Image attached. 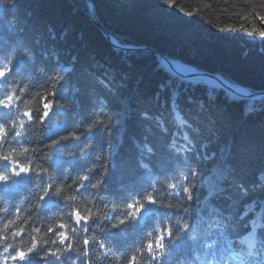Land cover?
Listing matches in <instances>:
<instances>
[{
    "label": "clouds",
    "instance_id": "clouds-1",
    "mask_svg": "<svg viewBox=\"0 0 264 264\" xmlns=\"http://www.w3.org/2000/svg\"><path fill=\"white\" fill-rule=\"evenodd\" d=\"M160 3L264 41V0ZM169 75L168 100L157 114L140 111L144 135L123 155L122 140L97 138L127 119L125 105L113 109L105 95L123 87L114 73L63 61L36 26L0 24V264H264V199L241 210L264 192V166L247 186L228 163L202 175L208 142L198 148L194 137L202 116L206 127L216 121L203 100L190 115L178 89L204 86L213 102L220 92L229 102L249 92L219 73ZM219 150L229 156L231 144Z\"/></svg>",
    "mask_w": 264,
    "mask_h": 264
},
{
    "label": "trees",
    "instance_id": "trees-1",
    "mask_svg": "<svg viewBox=\"0 0 264 264\" xmlns=\"http://www.w3.org/2000/svg\"><path fill=\"white\" fill-rule=\"evenodd\" d=\"M88 1L94 19L85 0H16L15 7L0 6V24L14 18L26 31L36 26L44 33L47 43L59 51L63 61L69 62L75 57L78 70L96 65L99 71L106 68L114 73L123 87L117 88L115 96L105 95L113 109H119L122 103L125 105L127 119L113 127L110 137L98 134L99 143L111 139L116 147L118 140H122L121 153L130 154L132 139H140L144 135L143 126L148 123L140 120V111L157 114L161 111L160 101L168 100L170 90L166 82L171 77L161 66L158 69L160 63L154 51L173 63L219 73L249 93L264 91V41L252 40L241 32L218 31L199 17L185 16L175 6L169 8L160 0ZM178 2L190 8L196 0ZM209 2L215 4L216 0ZM106 34L117 45L147 50H123L114 46ZM53 35L55 39L50 38ZM159 86H165V90L161 91ZM171 87L176 89L175 80ZM180 88V104L192 110L190 115L196 114L195 104H189L186 98L191 92L196 93L199 101H204L205 109L217 107L206 98L204 86L194 87L189 82ZM157 93L159 99H156ZM216 100L219 108L212 115L215 124L206 127L207 120L202 116L204 123L198 125L201 136L194 137L198 148L201 141L208 142L200 171L209 176L219 169L224 159L219 149L232 142V152L224 164H231L235 179L247 186L254 181L255 171L264 166V93L229 102L220 92ZM212 153H216L212 159H203ZM257 198L264 199V192L242 201L241 210L243 203ZM220 203L223 206L227 201Z\"/></svg>",
    "mask_w": 264,
    "mask_h": 264
},
{
    "label": "water",
    "instance_id": "water-1",
    "mask_svg": "<svg viewBox=\"0 0 264 264\" xmlns=\"http://www.w3.org/2000/svg\"><path fill=\"white\" fill-rule=\"evenodd\" d=\"M85 3H86V6H87V9L89 11V14L90 16L92 17V19H94V16H93V12H92V6H91V3L88 1V0H85ZM106 36L110 39V41L114 44L113 40L110 38L109 35L106 34ZM115 45V44H114ZM122 48H126V49H133V50H147L146 48L144 47H131V46H122ZM153 51V50H152ZM157 55V57L159 58V61H160V65L162 67H165L167 70L171 71V72H177V68L173 65V62L168 59L166 56L154 51ZM163 62V63H161ZM181 64V63H179ZM183 66H186V67H189L187 65H184V64H181ZM191 68V67H189ZM211 74H215V73H210V72H207V71H202V70H194L192 71L191 73H188L186 71H182V75L185 79H188V80H191V79H195L199 76H203V75H211ZM259 93H264V91H257V92H254V93H251L245 97H253Z\"/></svg>",
    "mask_w": 264,
    "mask_h": 264
},
{
    "label": "bare ground",
    "instance_id": "bare-ground-1",
    "mask_svg": "<svg viewBox=\"0 0 264 264\" xmlns=\"http://www.w3.org/2000/svg\"><path fill=\"white\" fill-rule=\"evenodd\" d=\"M116 47H119V48H121V49H123V50H127L126 48H122V47H120L119 45H115ZM133 50V49H132ZM133 51H135V50H133ZM177 69H180L181 71H183V69H181L180 67H178V66H176L175 64H173ZM160 68H162V69H164L165 71H168L165 67H160ZM191 69H193V70H196V69H194V68H192L191 67ZM189 73H191V72H189ZM160 88L159 89H161V86H159ZM172 88V87H171ZM180 91H182V88H180L179 89ZM184 91V90H183ZM186 93H189L188 91H186ZM186 98H191V100L193 101V103L195 104V106L193 107V109H195V107H196V105L200 102L199 101V99H198V96L196 95V93H193V92H191V94H188V96L186 97ZM217 101L218 100H216L215 102H214V104H215V106H217V107H214L215 109L213 110V107H208L207 109H206V113H207V115H209V116H211L212 117V115H214V113L217 111V109L219 108V106L217 105ZM230 144L232 145V142H230ZM225 161H227V156H225L224 155V159L222 160V163H221V166L224 164V162ZM220 166V167H221ZM223 167V166H222ZM213 179H215V177H213Z\"/></svg>",
    "mask_w": 264,
    "mask_h": 264
},
{
    "label": "rangeland",
    "instance_id": "rangeland-1",
    "mask_svg": "<svg viewBox=\"0 0 264 264\" xmlns=\"http://www.w3.org/2000/svg\"><path fill=\"white\" fill-rule=\"evenodd\" d=\"M176 66H178V67H180L181 69H183L184 71H186V72H192V71H194L193 69H191V68H189V67H186V66H183V65H181V64H176ZM206 108V107H205ZM258 123H259V121H257Z\"/></svg>",
    "mask_w": 264,
    "mask_h": 264
}]
</instances>
